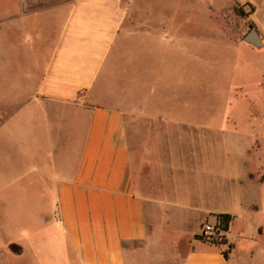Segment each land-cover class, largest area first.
Listing matches in <instances>:
<instances>
[{"label": "crops", "instance_id": "1", "mask_svg": "<svg viewBox=\"0 0 264 264\" xmlns=\"http://www.w3.org/2000/svg\"><path fill=\"white\" fill-rule=\"evenodd\" d=\"M241 5L252 8L262 46L226 41L263 51L264 0ZM185 26L156 19L139 0H0V214L35 223L33 234L23 230L27 245L7 241L0 251L33 248L38 264L45 249L51 264L253 262L259 245H237L238 215L218 205L236 188L243 203L249 174L220 184L213 147L193 122L155 111L149 68L128 67L139 40L143 54H169ZM223 214L234 217L228 259L201 237Z\"/></svg>", "mask_w": 264, "mask_h": 264}, {"label": "rangeland", "instance_id": "2", "mask_svg": "<svg viewBox=\"0 0 264 264\" xmlns=\"http://www.w3.org/2000/svg\"><path fill=\"white\" fill-rule=\"evenodd\" d=\"M247 1L139 0L143 9L149 6L156 19L164 16L172 27L183 22L186 26L180 33L177 30L169 54H162L157 47L149 56L143 54L147 44L139 40L136 58L128 67L138 71L149 68L155 85V111L193 122L194 132L203 137V147H213L220 184L234 182L237 186L249 174L250 196H245L242 203L241 190L236 188L234 199L221 192L218 205L220 211L227 209L238 215L232 231L237 245H259L251 264H264V188L260 191L264 186V50L247 44L238 48L225 38L243 39L252 28V8L241 5ZM236 2L241 4L234 5ZM128 82L123 77L119 84L126 86ZM167 129L176 131L173 126ZM258 226L262 236L254 240ZM34 228L29 214L26 218L0 214V246L7 241L27 245L23 230L33 234ZM215 229L217 234L207 237L201 233V237L211 238L227 251L232 243L226 240L224 231ZM242 231L244 238L240 236ZM10 250L0 251V264H38L33 248L28 247L22 257L13 255L18 253L16 245ZM45 250L44 264H51V251Z\"/></svg>", "mask_w": 264, "mask_h": 264}, {"label": "trees", "instance_id": "3", "mask_svg": "<svg viewBox=\"0 0 264 264\" xmlns=\"http://www.w3.org/2000/svg\"><path fill=\"white\" fill-rule=\"evenodd\" d=\"M233 219H234V217L230 214L218 215V222H217L216 227L219 230H222L224 232H228ZM233 247H234V245L230 244L229 249L227 251H224V256L226 259L229 258V254L231 253Z\"/></svg>", "mask_w": 264, "mask_h": 264}, {"label": "water", "instance_id": "4", "mask_svg": "<svg viewBox=\"0 0 264 264\" xmlns=\"http://www.w3.org/2000/svg\"><path fill=\"white\" fill-rule=\"evenodd\" d=\"M243 40L257 48L262 46L258 33L255 30H250L244 37ZM18 253H22V250H18Z\"/></svg>", "mask_w": 264, "mask_h": 264}, {"label": "built area", "instance_id": "5", "mask_svg": "<svg viewBox=\"0 0 264 264\" xmlns=\"http://www.w3.org/2000/svg\"><path fill=\"white\" fill-rule=\"evenodd\" d=\"M215 234H217V231H216L215 227L210 226V225L206 226V227L202 230V235H203V236H207V237H209V236H212V235H215Z\"/></svg>", "mask_w": 264, "mask_h": 264}, {"label": "flooded vegetation", "instance_id": "6", "mask_svg": "<svg viewBox=\"0 0 264 264\" xmlns=\"http://www.w3.org/2000/svg\"><path fill=\"white\" fill-rule=\"evenodd\" d=\"M250 31V30H249Z\"/></svg>", "mask_w": 264, "mask_h": 264}]
</instances>
